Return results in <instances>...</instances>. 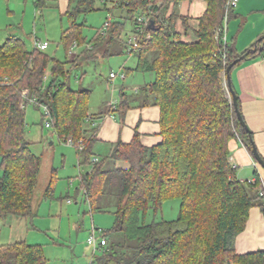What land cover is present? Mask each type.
Wrapping results in <instances>:
<instances>
[{
  "label": "trees",
  "instance_id": "16d2710c",
  "mask_svg": "<svg viewBox=\"0 0 264 264\" xmlns=\"http://www.w3.org/2000/svg\"><path fill=\"white\" fill-rule=\"evenodd\" d=\"M33 1L44 9L56 0ZM98 1L70 0L64 13L69 25L61 37L66 61L37 48L29 51L17 36L0 44V220L36 217L33 201L42 158L26 139V108L45 106L49 117H43L50 128L60 141L72 139L77 149L83 168L77 192L92 214L112 212L115 217L113 229L101 231L107 244L94 256L97 264H264V250L239 254L235 249L250 210L258 207L264 214V194L257 173L254 182L241 181L230 162L231 140L239 138L251 153L253 145L226 84L227 68L241 55L235 46L216 39L227 0H203L207 9L197 19L192 41L183 40L177 24L181 22L184 33L190 30L191 18L178 8L194 0H116L111 7L103 0L114 17L88 42L82 34L85 22L78 19L97 11ZM117 10L123 12L119 17ZM128 21L131 33L140 35L137 49L130 50L124 38ZM75 42L85 49L71 60ZM118 44L125 51L112 52ZM128 49L137 57L135 71L155 77L142 94L160 107L162 140L146 147L135 137L98 159L95 138L87 129L93 118L91 91L69 87L67 66L76 68L79 61L95 60L98 54L105 58ZM123 96L121 107L129 108ZM57 181L53 174L46 199L54 197ZM173 199L180 200L177 219L146 222L150 209L156 215ZM0 264L49 260L42 245L18 241L0 245Z\"/></svg>",
  "mask_w": 264,
  "mask_h": 264
},
{
  "label": "rangeland",
  "instance_id": "374dc122",
  "mask_svg": "<svg viewBox=\"0 0 264 264\" xmlns=\"http://www.w3.org/2000/svg\"><path fill=\"white\" fill-rule=\"evenodd\" d=\"M113 1L116 2V0H106L107 6L111 7ZM96 7L97 11L78 19L79 22H85L82 34L88 42L92 41L103 29L109 17L111 19L114 17L104 9L103 0L98 1ZM171 11L170 8L169 12ZM233 12L230 13L228 22L232 20ZM122 13L121 10H117L115 15L119 17ZM189 24L190 30L194 31L198 27V24L191 22ZM68 25V19L64 16V10L58 0L48 2L44 9H37L33 0H0V44H3L11 36H17L31 51L36 48L35 42H47L49 44L47 53L60 61H66L67 54L61 44V37L63 30ZM130 29L131 23L128 21L126 35H124L127 44L129 37L136 35L132 34ZM177 30L184 32L181 22L177 24ZM191 35L194 39L193 34ZM139 36L136 35L138 39ZM119 46L118 44L116 49H112V52L121 48L122 51H125L124 45ZM84 49L85 45L75 48L73 52L77 55H69L70 59L74 60ZM126 51L129 54L130 50ZM136 60L135 55L129 56L125 53L105 58L98 54V58L95 60L79 61V66L76 68H72L69 64L67 66L71 74L69 87L77 91L90 90L89 110L92 113H98L99 110L105 108L107 102L113 98L119 99V85L125 82L121 77L126 74V70L135 66ZM111 71L119 75L114 86L108 82ZM137 76L140 74L130 72L127 82L124 83L130 96L134 89L130 83ZM132 84L135 85L134 82ZM131 98L135 99L136 97ZM44 114L43 107L37 109L33 105H29L26 108V139L31 143L32 151L43 159L39 176L40 184H38L39 187H37L33 201V203L39 201L40 205L37 210L39 217L30 220V222L34 221V225L39 226L43 233L35 234L34 237L43 244L49 264H97L94 256L101 255V252H94L93 248L88 245V240L94 228L103 232L113 229L115 217L112 212H96L94 214L90 212V205L85 201L83 194L77 192L80 183L77 149L75 146L60 141L53 130L47 128L48 120L43 117ZM50 135H53V145L49 139ZM96 158L101 159L102 157L96 156ZM52 168L57 170L58 176L55 196L49 200L45 197L40 199L37 194L40 192L39 188L44 180V173L51 174ZM84 169L88 170L89 166ZM179 209L180 200H168L156 215L150 209L145 220L147 223L175 220L179 216ZM10 231L9 227L0 226V245L9 242ZM101 234L96 232L95 236L100 237Z\"/></svg>",
  "mask_w": 264,
  "mask_h": 264
},
{
  "label": "crops",
  "instance_id": "0c3cea01",
  "mask_svg": "<svg viewBox=\"0 0 264 264\" xmlns=\"http://www.w3.org/2000/svg\"><path fill=\"white\" fill-rule=\"evenodd\" d=\"M58 1L65 13L69 8L70 0ZM206 9L207 4L203 0H194L180 4L178 11L181 15L190 17V22L197 25V19L203 16ZM191 31L184 33L179 30L183 34V40L185 41L193 40ZM226 36L228 44L235 46L241 56L250 49L257 48L255 54L249 55L247 60L242 61L240 65L232 69L231 83L238 98L242 117L252 134L259 155L264 160V41L256 46L259 39L264 37V0H240L238 8L232 13V20L227 24ZM125 54L133 56V54H128V52H125ZM136 66L137 63H135L133 68L126 70L127 75L123 79L124 83H126L130 72L140 74L132 81L135 85L130 83V86H134L133 94L130 96L127 93V86L122 83L123 85H119L120 96L118 100L113 98L98 113L90 112L93 118L87 124L88 136L95 138L93 144L97 157L109 155L115 145L118 143L129 144L135 137H138L146 147H153L161 143L160 107L154 104L153 97L145 101L144 94H142L143 87L153 82L155 77L151 73L135 71ZM111 73L115 72L111 71ZM110 75L108 82L114 86V82L117 83L118 77L112 80ZM123 95L129 102V108L124 109L121 107V103L124 100ZM131 97L136 98L133 99ZM49 139L53 145V135H50ZM229 148L231 151L230 162L236 167L237 178L241 181L254 182L257 178V173L264 190V170L256 162L244 143L239 138H236L230 141ZM82 169L80 167V173ZM53 174L57 176V170L54 168H52L51 174L44 173V180L39 188L40 192L37 194L40 199L45 197ZM68 202L70 203V200ZM39 205V201L33 203L36 213L35 218L39 217L37 211ZM1 225L9 227L11 230L7 244L25 241L30 245L43 246L40 240L34 237L35 234L43 233L39 226L34 225V221L30 222V220L25 218L9 216L4 220H0ZM235 249L239 254L264 250V214L260 208L254 207L250 210L246 228L236 238Z\"/></svg>",
  "mask_w": 264,
  "mask_h": 264
},
{
  "label": "built area",
  "instance_id": "2783aa9c",
  "mask_svg": "<svg viewBox=\"0 0 264 264\" xmlns=\"http://www.w3.org/2000/svg\"><path fill=\"white\" fill-rule=\"evenodd\" d=\"M238 4H239V0H227V3L225 5V18H224V22H223V26L217 29L216 32V39L218 40H222L224 44L227 43V24H228V19H229V15L231 12H233L234 10H236L238 8ZM141 22H143V19L140 20ZM137 37L134 35V37H130L128 39V48L130 50L132 49H137L138 47V41H137ZM35 47L41 51H47L49 48V44L47 42H41V41H37L35 42ZM78 47V44L75 42L74 45L72 46L71 50H70V55H76L73 50L75 48ZM130 52V51H129ZM264 59V56H263ZM119 75L116 73H111L110 78L112 80H115ZM122 79L126 78V74H123ZM44 111H45V115L46 118L49 117V111L48 109L44 106ZM47 128H50V122L47 121L46 123ZM68 145L74 146V142L72 139H69L66 142ZM80 149H82V147H80ZM233 167L236 169V167L233 165ZM263 194H264V190H263ZM97 230V231H96ZM99 232V234H101V230L94 228V231L91 235V237L88 240V245L90 247L93 248L94 252H98L100 250H102L105 246H106V240L103 239L100 235V237H96L95 233Z\"/></svg>",
  "mask_w": 264,
  "mask_h": 264
},
{
  "label": "water",
  "instance_id": "95a60500",
  "mask_svg": "<svg viewBox=\"0 0 264 264\" xmlns=\"http://www.w3.org/2000/svg\"><path fill=\"white\" fill-rule=\"evenodd\" d=\"M154 26V22H151L150 27ZM264 41V37L262 39H259V41L257 42L256 46L260 43H262ZM257 52V48L254 49H250L247 53H245L244 55H242L238 60H236L235 62H233L226 70V75H227V87L228 90L230 91L232 97H233V104L236 110V114L237 117L242 125V127L247 131V133L250 135V141L253 145V149H252V155L254 157V159L256 160V162L261 166V168L264 170V160L262 159V157L259 155L258 150L254 144L253 138H252V134L250 132V130L248 129L242 114L240 112L239 109V105H238V98L232 88V83H231V71L232 69L239 63L242 62L244 60H247L249 55H253Z\"/></svg>",
  "mask_w": 264,
  "mask_h": 264
}]
</instances>
